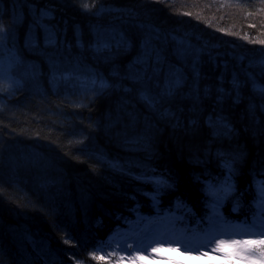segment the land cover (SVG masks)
I'll use <instances>...</instances> for the list:
<instances>
[{
  "label": "trees",
  "instance_id": "16d2710c",
  "mask_svg": "<svg viewBox=\"0 0 264 264\" xmlns=\"http://www.w3.org/2000/svg\"><path fill=\"white\" fill-rule=\"evenodd\" d=\"M45 29L57 43L45 45ZM0 30L11 34L0 65V264H108L106 240L136 216L158 223L175 210V223L206 228L205 182L224 179L226 159L236 193L220 211L251 223L254 174L264 180V0H0ZM97 30L131 45L97 49ZM146 36L187 80L155 106L132 79ZM13 46L21 63L10 68ZM156 178L167 181L159 191Z\"/></svg>",
  "mask_w": 264,
  "mask_h": 264
},
{
  "label": "snow or ice",
  "instance_id": "6c2138e0",
  "mask_svg": "<svg viewBox=\"0 0 264 264\" xmlns=\"http://www.w3.org/2000/svg\"><path fill=\"white\" fill-rule=\"evenodd\" d=\"M101 5V11L103 9ZM50 9L41 11V17L48 16L50 14ZM96 13H93L95 15ZM10 33L5 34L0 30V65L4 61V52H5V40L10 38ZM45 45L55 44L56 35L50 29H45L44 35ZM27 44L30 47L39 46V36H30L27 40ZM94 44L99 49L103 47L105 49H110L114 45L116 47H129L131 45L130 38L123 33L113 32L111 35L103 33L102 30H97ZM177 56H187V53L178 49ZM163 54L160 49L153 42L151 36H146L141 40L140 53L136 57L133 67L136 69L132 72V79L140 88L141 99L145 101L149 106H155L156 100L160 99L161 101L172 95L175 96L179 92L187 87L186 74L184 71H181L177 66H169L167 59L163 58ZM8 60L9 67L17 66L21 63L18 51L13 48L8 49ZM138 66V67H137ZM182 67V65L180 66ZM192 85L196 86L195 69H193ZM155 82V87L158 90L155 95L152 93V84ZM106 83V82H103ZM238 83V82H237ZM197 91L199 89L197 88ZM259 91L264 95V87H260ZM225 128L228 127L227 124L224 125ZM222 167L226 170L227 175L222 181L213 182L208 180L205 182V191L213 195V201L211 204L212 214L207 218L208 227L204 230L201 240L203 243L201 247L205 249L202 255H208V249L211 244L216 243L217 248L215 251H221L225 248H235L237 249L231 256H224V259L235 258L239 261L245 262V264H250L251 257L248 255L249 248L253 244H258L262 253H264V239L258 240H243V239H233L236 237L243 236H261L264 237V180H256L254 174V183L257 185V196L254 199L253 204L257 209L256 215L253 217L251 223L245 220L240 223H234L228 220L220 211L223 207L224 201L228 199L229 196H232L236 193V184L234 176L236 174V169L233 167L231 160H224ZM261 175H264V170H262ZM197 180L200 178L197 177ZM157 185V191H159V185H167V181L163 178H156L153 181ZM239 208V200L236 202V206L233 208V211H237ZM223 237V238H222ZM68 239H73V237L68 236ZM229 241V242H226ZM156 244H172L176 241L166 238H160L153 241ZM151 247V245H149ZM185 253H199L200 248H192L188 245H182ZM103 251V248L98 249ZM127 251L126 249H122ZM133 251L143 252L147 255L148 249L137 248ZM153 251H157L156 248H153ZM107 255V253L105 254ZM128 256L131 257L132 253L128 252ZM95 258V257H94ZM143 257H140L142 259ZM136 258H133V264ZM264 264V261L261 262Z\"/></svg>",
  "mask_w": 264,
  "mask_h": 264
},
{
  "label": "rangeland",
  "instance_id": "374dc122",
  "mask_svg": "<svg viewBox=\"0 0 264 264\" xmlns=\"http://www.w3.org/2000/svg\"><path fill=\"white\" fill-rule=\"evenodd\" d=\"M183 47H188L187 43H184ZM182 216L183 214L179 211L171 210L164 216H159L164 220L158 223L157 219L146 220L145 216H136L135 221L128 222L126 227L113 234V238L110 237L106 240V246L114 243L115 247L112 250L106 248L108 250L103 251L100 255L101 261L108 264H133V258H136L134 264H245V262L234 257L224 259V256H231L237 249L225 248L221 251H215L217 248L216 243L211 244L207 256L202 255L205 249L201 247L203 243L201 237L208 225L206 228L198 230V222L186 225L175 223L182 219ZM163 227L167 230H163ZM187 228L189 230L185 232L184 230ZM162 237L176 242L172 244H156L153 242ZM233 239L258 240L264 239V237L246 235L243 237L234 236ZM226 242L229 241L226 240ZM182 245H188L192 248L199 247L200 252L185 253ZM145 247L148 249L147 255L143 252L133 251ZM153 248H156L157 251L154 252ZM128 252L132 253L131 257L128 256ZM106 253L107 255H105ZM248 255L251 257L250 264H261L264 261V253H262L258 244L250 246ZM140 257L143 258L140 259Z\"/></svg>",
  "mask_w": 264,
  "mask_h": 264
},
{
  "label": "bare ground",
  "instance_id": "6f19581e",
  "mask_svg": "<svg viewBox=\"0 0 264 264\" xmlns=\"http://www.w3.org/2000/svg\"><path fill=\"white\" fill-rule=\"evenodd\" d=\"M163 230H167V229H165V228L163 227ZM162 232H164V231H162Z\"/></svg>",
  "mask_w": 264,
  "mask_h": 264
}]
</instances>
